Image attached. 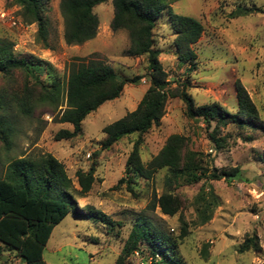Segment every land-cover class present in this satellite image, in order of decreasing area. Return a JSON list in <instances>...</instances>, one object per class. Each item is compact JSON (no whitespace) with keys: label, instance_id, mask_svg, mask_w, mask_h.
<instances>
[{"label":"rangeland","instance_id":"374dc122","mask_svg":"<svg viewBox=\"0 0 264 264\" xmlns=\"http://www.w3.org/2000/svg\"><path fill=\"white\" fill-rule=\"evenodd\" d=\"M174 13L196 18L203 32L193 44L196 67L187 72L189 63L181 64L175 53V33L165 12L158 15L152 30L153 48L170 80V88L182 86L196 105L218 103L230 113L237 111L235 84L239 81L254 103L264 125V0H162ZM60 0H49L44 15L48 23L47 46L36 40V25L27 23L21 9L12 0H0V38L14 43L18 58L38 60L44 71L40 78L65 80L69 64L75 58L96 57L104 60L121 77H139L126 83L120 95L102 103L81 122V130L68 139H56L61 129L72 130L68 123L54 120L63 106L37 104L29 116L21 115L9 103L7 112L15 131L11 146H0V177L8 163L19 157L39 158L50 154L61 162L71 179V194L76 206L101 211L107 222L68 214L54 226L43 250L47 264H114L126 243L132 225L138 218L168 233L177 244L179 264H264V129L228 124L219 131L223 148L214 150L199 119L188 118L178 97H169L159 124L140 136L138 146L143 162L149 161L172 134L185 137L186 149L199 152L205 166L238 167L240 177L202 179L176 188L182 205L173 216L151 207L154 196L164 190L165 169L152 179L139 176L133 182L118 184L125 171V161L139 138L137 133L122 137L108 148H102V129L107 124L134 110L149 86L145 55L129 56L128 32L112 31V0L96 5L98 19L96 36L80 45H67L63 40L64 22ZM238 7L254 9L231 17ZM4 16L1 17V14ZM24 74L13 72L8 78L0 74V88L8 93L21 92ZM94 167L93 183L86 194H80L76 172ZM200 194L203 201L199 200ZM215 200H214V199ZM212 207L209 220L200 223L198 209ZM255 234L260 250L239 253L243 239ZM151 248L141 241L125 257L126 264H150ZM15 250L0 242V264H22Z\"/></svg>","mask_w":264,"mask_h":264},{"label":"trees","instance_id":"16d2710c","mask_svg":"<svg viewBox=\"0 0 264 264\" xmlns=\"http://www.w3.org/2000/svg\"><path fill=\"white\" fill-rule=\"evenodd\" d=\"M106 0H60L59 8L63 17V40L67 45H80L97 34L98 19L93 8ZM49 0H12L21 9V16L27 23L36 25V40L47 46L48 23L44 15ZM113 16L110 21L112 31L124 29L128 32L130 45L125 50L129 56L145 55L149 86L145 90L136 108L121 118L103 127L102 148H108L124 136L137 133L139 138L125 161L124 176L118 184L133 182L134 176L150 180L154 174L165 169L164 190L154 196L151 207H158L166 216H173L182 202L175 193L176 188L190 185L202 179H224L230 182L240 177L238 167L216 168L203 164L199 152L186 149L185 137L170 135L159 152L149 161L143 162L139 153L140 136L153 125L160 122L164 114L165 103L169 97H178L184 104V113L188 118L199 119L210 130L207 132L214 150L223 148L224 137L219 135L221 128L228 124L247 125L264 129L258 117L257 109L244 86L235 84L237 111L230 113L218 103L196 105L191 95L182 86L170 88V80L158 59L159 51L153 48L152 30L159 14L165 12L168 22L175 33L173 45L178 61L188 62L187 72L196 67V53L193 44L203 32V25L194 17L177 14L162 0H112ZM254 9L238 7L231 17L248 14ZM14 43L0 38V74L10 77L13 72L24 74L22 91L8 93L0 88V146L8 150L15 131L14 124L7 112L12 104L21 115L29 116L34 107L47 103L55 108L63 106L54 120L68 123L72 130L61 129L55 138L68 139L81 130L84 117L96 110L102 103L118 97L126 83L137 82L139 77L119 76L104 60L96 57L75 58L69 64L65 80L54 77L50 83L40 78L44 71L38 60L18 58L13 53ZM94 167L76 172L80 194H86L93 183ZM71 179L64 166L50 154L39 158L19 157L10 161L3 177H0V242L15 250L22 264H47L43 250L52 230L68 214L80 218H95L107 222L106 216L99 210L87 207L80 210L71 194ZM200 194L199 200L203 201ZM214 199V198H213ZM215 200V199H214ZM205 204L198 213L200 223L209 220L212 207ZM144 241L151 248L150 264H179L176 258V241L165 231L150 224L144 218H138L132 225L125 245L114 264H126L125 257L137 243ZM248 250H260L258 237L249 235L239 244V253Z\"/></svg>","mask_w":264,"mask_h":264},{"label":"built area","instance_id":"2783aa9c","mask_svg":"<svg viewBox=\"0 0 264 264\" xmlns=\"http://www.w3.org/2000/svg\"><path fill=\"white\" fill-rule=\"evenodd\" d=\"M3 16H4V13L1 14V17H3ZM140 264H142V263H140Z\"/></svg>","mask_w":264,"mask_h":264}]
</instances>
